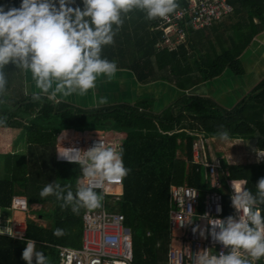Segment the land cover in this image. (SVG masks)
<instances>
[{
	"label": "trees",
	"instance_id": "trees-1",
	"mask_svg": "<svg viewBox=\"0 0 264 264\" xmlns=\"http://www.w3.org/2000/svg\"><path fill=\"white\" fill-rule=\"evenodd\" d=\"M75 1L82 6L81 0ZM187 1L176 0L177 8L185 7ZM228 1L232 12L224 15L220 24L216 21L196 30L186 24L185 41L172 50L155 47L162 34L157 28L158 18L149 20L143 11L133 9L122 14L123 23L118 29L113 25L114 42L102 47L101 58L130 69L139 83L164 81L184 90L217 76L226 67L240 74L239 54L264 28V0ZM19 4L20 0H0L5 10ZM255 18L258 23H254ZM128 49L135 58H128ZM12 67L9 64L0 71H8L10 74L6 75L10 78ZM21 91L22 88L10 95L5 86L0 92V127L3 131L18 130L26 144L24 154L8 155L11 174L8 179H0V208H9L13 195H23L28 206L34 202L41 204L36 217L43 221L27 217L24 239L0 235V264H25L21 259L25 239L35 240L47 264H59L55 245L69 236L76 237L77 231L73 229L82 226L81 217L71 206L61 208L62 201L55 196L44 199L39 196L48 183L60 184L73 192L77 189L66 182V168L54 157L55 138L61 129L109 127L126 132L121 150L128 173L123 177V193L115 208L123 213L124 225L131 227L134 264H160L164 260L169 242V185L187 183L198 188L201 195L209 187L208 167L192 161L196 132L215 137L223 126L229 137L253 139L256 148L264 150V78L231 109L222 108L210 99L184 94L161 116L147 112L145 105L151 102L147 98L135 104L96 107L84 113L64 101L52 103V99L43 95L34 101L32 94ZM8 100H14L10 102L12 106ZM179 150L185 159L176 157ZM203 152L209 161L205 145ZM219 172H224L220 173L224 181L227 178L247 181L245 189L255 195V184L264 177V163L228 164L222 159ZM225 188L220 191L227 206L229 196ZM48 207L49 211H45ZM259 208L264 215V204ZM57 228L65 234L54 235Z\"/></svg>",
	"mask_w": 264,
	"mask_h": 264
},
{
	"label": "clouds",
	"instance_id": "clouds-1",
	"mask_svg": "<svg viewBox=\"0 0 264 264\" xmlns=\"http://www.w3.org/2000/svg\"><path fill=\"white\" fill-rule=\"evenodd\" d=\"M81 3L82 6L76 5L75 0H20L19 7L7 10L0 5V69L13 64L30 73L39 90L32 93L34 101L40 100L42 95L56 102L73 94L84 96L95 88L99 77L111 80L117 71L116 63L101 58V51L103 46L114 42L113 25L117 29L122 25V14L139 9L147 19L153 20L168 16L178 6L176 0H81ZM6 84L5 74L0 71V92L5 90ZM94 130L103 129L79 131ZM217 136L221 141L229 139L223 126ZM121 152L97 144L78 160L61 155L79 163L83 173L98 179L99 183L80 184L75 192L60 184L48 183L40 191V198L55 196L62 201L61 208L71 206L76 214L80 208L101 207L103 196L95 189L105 182L122 180L128 173ZM258 155L264 156V151ZM255 186L257 191L253 195L241 184L232 182L230 199L235 216L216 217L213 221L205 214L210 225L208 235L227 251L219 255L200 254L197 264H256L264 258V215L259 208L264 204V177L259 178ZM217 211H220L219 206ZM191 222L189 219L180 225ZM192 231H199L202 238H207L205 229L199 225ZM5 234L16 238L7 225L0 229V235ZM53 234L65 233L57 228ZM21 259L25 264H47L45 255L37 250L32 239H25Z\"/></svg>",
	"mask_w": 264,
	"mask_h": 264
},
{
	"label": "built area",
	"instance_id": "built-area-1",
	"mask_svg": "<svg viewBox=\"0 0 264 264\" xmlns=\"http://www.w3.org/2000/svg\"><path fill=\"white\" fill-rule=\"evenodd\" d=\"M230 12H232V6L228 0H188L185 7L177 8L164 18H158L157 28L162 34L155 47L158 50L175 49L178 44L185 41L186 24H189L192 29H201L219 21ZM74 132L71 136L57 139L54 150L55 159L61 163L79 165V184L95 185L99 183L98 179L86 176L79 163L69 160L80 159L87 149L97 144L121 152L119 146L121 141L116 137H110L103 130ZM59 133L65 134L63 130ZM200 139L201 137L192 144V161L208 167L210 188L201 195L198 188L186 183L170 184L168 211L170 243L167 258L160 264H197V257L200 254L219 255L221 251H227L208 235L207 229L210 225L208 219L204 217L207 213L209 219L215 221L216 217L223 219L228 215L235 216L236 210L231 206L230 199L233 193L232 182L235 184L242 182L245 188V181L227 178L224 185L219 172L220 158L210 156L209 161H206L202 152L206 137L202 138L203 142H200ZM122 184L123 179L110 184L105 182L95 189L100 191L103 197H107V200H104L99 208L84 210L81 245L77 248L57 246L59 264H134L132 238L128 227L124 225V215L112 208L113 202L120 200ZM224 187L229 196L227 206L223 193L220 191ZM116 188L120 190L116 191ZM217 206L220 211H217ZM27 208L28 202L25 196H12L11 210L26 211ZM189 219L192 220L190 224L180 225L181 222ZM197 225L205 229L207 238H202L199 231L196 233L192 231V228ZM9 227L16 234V239H21V236L25 238L23 226L12 222ZM256 264H264V258L256 261Z\"/></svg>",
	"mask_w": 264,
	"mask_h": 264
},
{
	"label": "crops",
	"instance_id": "crops-1",
	"mask_svg": "<svg viewBox=\"0 0 264 264\" xmlns=\"http://www.w3.org/2000/svg\"><path fill=\"white\" fill-rule=\"evenodd\" d=\"M75 3L76 5L80 4L79 1H75ZM255 19L253 20L254 23H256ZM221 21L222 18L219 21H217L218 24H220ZM222 29L223 28H221L220 30ZM238 58L241 62L242 73L236 74L231 69L226 67L217 76L207 81L196 83L185 90L178 88L172 83L164 82V81H152L145 84L139 83L136 80L132 71H130V69L120 67L117 68V71L111 80H108L103 76L97 79L95 88L90 89V92L92 93V98L90 100L88 98L79 97L78 102L80 103V105L90 108L91 110L93 108H96L94 107V105L96 106H98L99 104L102 105L103 100L98 99L102 97H104L105 103H110V104L113 102L112 99L114 98L120 99L122 101H127V103L129 104H134L133 102H135V100L138 101L140 99L147 98V99H151L150 100L151 102L145 105L147 112H149L151 116H161L163 114V111L166 110L171 105H173L176 101H178L182 97V95L189 94L192 96H198L205 99H210L216 102L222 108L231 109L239 102H241L243 98L247 97L251 93V91L256 88L258 83L264 78V28L254 35V37L249 41L248 45L239 54ZM20 75H22L21 82L18 80V83L14 82V83L6 84L7 88L10 91L13 89L14 86L17 85H18L17 86L18 90L22 88L21 91L22 94H26V93L32 94L33 92L39 91L38 89H36L35 82L31 79L30 73H25L21 69ZM10 79H12L11 76L9 78V75H6V80H10ZM25 89L27 90L26 92ZM97 91H101L99 92V96ZM97 96L98 98H96ZM58 99L60 101H64L68 103L71 102L70 99L73 98L71 96H67ZM52 103L55 102L52 100ZM139 109L141 110V108ZM61 130H63L65 134L63 133L60 134L59 132ZM61 130L56 134L55 144L57 139H60L61 137L64 136H71L73 133H75L74 131H77L70 128L61 129ZM105 132L109 136L113 134L110 137L112 138L116 137V139H119L121 141V144L119 145L121 151L122 143L127 136L126 132L116 131V130L114 132H110V131H105ZM186 132L192 133L191 131L188 130H186ZM196 133H198V137H196L194 141L198 140L199 137H201L200 142H203L202 138L204 137H206V139L209 138L212 140L211 136H206L201 131ZM179 140L180 138L178 139V141ZM176 157L181 159L186 158L184 153L180 152V150L177 151ZM122 158H123V152H122ZM78 185L80 184L78 183ZM115 190L119 191L120 188H116ZM121 191L123 193V184ZM118 201L113 202L112 208H114L115 210H117L115 206L117 205ZM33 204L34 206L39 205L38 210L41 208V204L35 202L31 203V205ZM30 210L32 211L31 213L28 212V214L27 213L25 214L24 213L25 211H19V210L13 211L10 209V207L1 208V214L4 212V216L0 218L2 222L1 224L2 228H4L6 225L9 227L13 222L14 224H20V226H23L26 232V218L30 217L29 216L30 214L32 215L30 217L31 219L35 221L40 220L39 218L36 217L35 214H33L35 208H30ZM84 210L83 211L81 210L77 214V216L81 217L82 226H77L76 228L73 229L77 231L76 237L69 236L63 239L62 244H56L55 248H57V246H69V247L77 248L81 245V235L83 229L82 215ZM20 217H22L21 220H19ZM9 221L10 224L8 223ZM42 221L43 220H40V222ZM2 228L0 226V229ZM168 238H169V242H168V246H169L170 229L168 232ZM75 239H77L76 245L74 242ZM168 246H167V250H168ZM166 258H167V252L165 254L164 260H166Z\"/></svg>",
	"mask_w": 264,
	"mask_h": 264
},
{
	"label": "rangeland",
	"instance_id": "rangeland-1",
	"mask_svg": "<svg viewBox=\"0 0 264 264\" xmlns=\"http://www.w3.org/2000/svg\"><path fill=\"white\" fill-rule=\"evenodd\" d=\"M255 21H256V23H258V20L255 19ZM131 51H132L131 49H128V52H127V56L130 60L132 58ZM133 58H135V55H133ZM116 66H117V68L122 67L121 64H116ZM9 70L11 72L12 79L7 80V84L14 83V82L18 83V80L21 82V76H22V75H20L21 69L17 68L15 65H13V67ZM1 71H3V70H1ZM7 72L8 71H3V73L5 74V77H6V74H10ZM17 86L14 88V91H12V90L10 91V95H13L14 93H18V87ZM26 91L27 90L25 89V92ZM99 92H101V91H97L98 96H99ZM26 95H28V93H26ZM70 96L73 99H70L71 102H68V103L71 104L73 106V108L76 109V111H82V112L86 113L87 111L90 110V108H87L83 105H80V103L78 102L79 97L88 98L90 100L92 98V93L90 92V90L84 96H80V95H76V94H73ZM98 96L96 98H98ZM98 99L103 100L102 105L101 104H99L98 106L94 105V107H100V106L102 107V106H110V105L120 104V103H124V104L127 103V101H122V100L116 99V98L112 99L113 102L111 104L105 103L104 97L98 98ZM13 101L14 100H8V102H7L8 105L12 106L14 103ZM136 101L137 100H135V102H133V103L135 104ZM10 102H13V103L10 104ZM54 102H56V101H54ZM6 115H7V112L5 113V116ZM2 129L3 128L0 127V179H8L10 174H11L10 162H9L8 155L12 152L24 154L26 152L25 151L26 150V144L23 140V134L20 133L18 130L12 129V130L3 131ZM103 130L104 131H110V132L115 131L113 128H109V127L108 128L105 127ZM111 135H113V134H111ZM254 141L255 140H253V139L248 140V139H239V138H231V137H229V139L227 141H221L218 138V136H215L214 138L212 137V140L209 138L206 139V142H204V145L207 147L209 156L210 155L211 156H217L220 158V161L222 159H225L228 164H251V163L259 164V163H264V156L258 155V153H260L261 151H264V150H258L256 148V143L254 144ZM202 152H203V149H202ZM203 154H204V152H203ZM62 166H64V168H66L65 172H66V176H68V180L66 182L69 185H71L72 187L78 188L79 177H80L79 176V166L73 165V164H63ZM221 175H224V172L221 173ZM221 179H222V182L224 184L225 183L224 178L222 177ZM238 180H240V179H238ZM237 184L242 185V182H239ZM208 189H209V187L204 189L203 193L205 191H207ZM97 193L102 195V193L100 191H97ZM104 200H107V197H103L101 205L103 204ZM38 207H39V205H37V206H34V204L29 205L27 210L24 213L25 214L26 213L28 214V212L31 213L32 211H29L30 208H35V211L33 212V214L37 215ZM50 208L48 207V209H46V210L43 209V210L49 211ZM81 209L84 210L85 208H81ZM2 216H4V212L2 214L0 213V218ZM29 216L31 217L32 215L30 214ZM21 219H22V217L19 218V220H21ZM47 221H49V219ZM0 222H1V220H0ZM0 224H2V222ZM0 226L2 228V225H0ZM128 229L130 230V233L132 236L131 227H128ZM164 259H165V257H164ZM159 263H164V260L162 262H159Z\"/></svg>",
	"mask_w": 264,
	"mask_h": 264
},
{
	"label": "bare ground",
	"instance_id": "bare-ground-1",
	"mask_svg": "<svg viewBox=\"0 0 264 264\" xmlns=\"http://www.w3.org/2000/svg\"><path fill=\"white\" fill-rule=\"evenodd\" d=\"M1 225V224H0Z\"/></svg>",
	"mask_w": 264,
	"mask_h": 264
}]
</instances>
